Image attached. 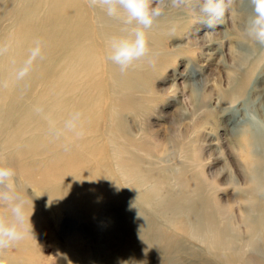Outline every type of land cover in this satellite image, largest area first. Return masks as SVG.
<instances>
[{"label": "rangeland", "instance_id": "1", "mask_svg": "<svg viewBox=\"0 0 264 264\" xmlns=\"http://www.w3.org/2000/svg\"><path fill=\"white\" fill-rule=\"evenodd\" d=\"M3 1L8 9L15 7V0ZM21 8L19 13L24 12ZM250 14L248 0H234L231 11L210 30L198 11L168 9L149 33L150 47L158 54L155 67L137 62L121 74L107 59L106 39H102V34H118L119 22L106 17L100 8L90 7L87 0H36L23 13L31 31L24 36L27 41L35 40L32 34L42 39L43 59L34 63L24 80L15 79L16 70L9 79L0 75L5 94L4 105L0 104V138L8 135L21 114L34 107L42 87L49 88V98L46 94L43 98L51 104L59 92L66 116L79 110L82 123H87L83 137L90 147L75 146L80 161L102 160L111 154L110 143H115L133 159L128 167L122 164V172H136L138 181L151 176L163 179L165 172L172 176L174 171H182L195 186V196L202 195L214 209L213 218L237 236L235 251L244 250L246 254H242L250 256L247 249L251 244L258 251L251 255L256 257L253 259L263 258L264 227L255 223L256 213L264 209V46L244 35ZM173 24L177 29L170 34ZM83 47L91 50L94 66L71 73L69 63H77ZM3 56L0 70L7 73ZM7 62L17 64L14 57ZM66 116L56 125L62 127ZM42 120L49 127L48 120ZM66 139L65 135L60 140ZM116 155L118 152L109 155L106 170L89 174L94 181L110 182L115 190L125 183L114 172ZM138 186L140 190L144 187L142 182ZM27 188L33 202L31 210L26 206V215L37 221L48 216L51 234H39L31 225L29 236L38 238L36 260L30 256L15 259L18 251L12 249L6 253L8 264H171L155 245L149 248L147 237L131 224L129 216L134 221L137 216L140 225L149 230L151 222L146 219L152 216L151 208L133 204L122 213L114 203L130 196L112 193L103 201L94 197L93 215L85 221L78 209L70 210L60 202L45 204L33 187ZM38 206L45 212L41 218ZM65 225L71 231L68 239H56L59 227ZM178 235L183 239L172 253V264H208V257L200 252L201 244Z\"/></svg>", "mask_w": 264, "mask_h": 264}, {"label": "bare ground", "instance_id": "2", "mask_svg": "<svg viewBox=\"0 0 264 264\" xmlns=\"http://www.w3.org/2000/svg\"><path fill=\"white\" fill-rule=\"evenodd\" d=\"M35 1L15 0V7L8 9L9 5L5 1L0 0V8L2 9H0V41L10 44L2 60L7 73L0 70V75L8 77V79L11 77L12 70H16L26 59L29 49L32 47L34 40L27 41L25 39L26 34L31 33V31L27 27L28 20L23 13L26 10V6ZM22 2L23 6H21ZM20 7L24 9V12L19 13ZM110 35L113 34L107 33L105 36L102 34V39L105 40ZM32 36L33 39H36L34 34ZM90 54L91 50L84 48L79 53L81 57L77 60V63L74 61L69 63L68 68L70 69L71 66V73L89 71L94 66V60H92ZM11 57L16 59L17 64L15 67L7 62L8 58ZM64 68L66 70V64ZM58 80L59 86H62V78L60 77ZM48 91L49 88L42 87L40 89L39 99L35 102L34 107L42 106L50 119L57 123L61 121L62 117L66 116V109L62 106L61 102L64 99L58 92L55 96L56 101L53 104L48 103L43 98L44 94H46V99L49 98ZM84 99L82 98V100ZM4 100L5 94L0 88L1 106L4 105ZM34 107L21 114L22 116L18 120L16 119L15 121L17 122L9 129L8 135L4 139L0 138V165L14 168L16 172L15 179L17 181L15 184L16 188L25 196L28 204L26 206H28L29 210H31L29 205L33 202V196L29 195L27 191V187L30 186L39 194L38 196L43 203H66V207L70 210L78 209L80 211L78 212L80 218L85 221L93 215L91 207L93 206L94 197L103 201L109 199L112 193L114 195L126 194L130 197H125L124 202L115 201L114 203L121 208L122 213H125V208L129 209L133 204L148 209L151 208L152 216L146 219L151 222L149 230L145 229L146 226L140 225L141 221L137 216L134 217L135 221L129 216L133 222L131 224H135V229L139 235L142 233L144 234L143 236L147 237V242L150 245L148 247L150 248L152 245H155L154 248H156L158 254L163 259L168 256L171 264L174 262L172 253L183 239L179 237L178 233L184 234L189 238H194L195 241L202 245L200 252L208 257V264H264V252H262L263 258L261 255L257 259H253L256 257L251 256L258 251L249 244L250 241H248L250 246L247 249L250 252V256H244L242 254L244 250L241 251L242 253L235 251L234 241H236L237 236L228 231L229 228L220 220L219 222L217 221L218 219L215 220L213 218L214 209L201 199L202 195L195 196L197 193L195 186L190 184L182 171H174L172 176L168 172H165L163 173V179L158 176H151L149 178L143 177L141 181H138L136 180L137 177L134 176L136 172L132 171L128 174L122 172V164L124 167H128L129 164H132L133 159L130 158V154L123 153L122 147L115 143H110L111 154L108 155H105L107 146H104L105 156L102 160L87 158L85 162H82L79 159L80 154L77 152L75 146L81 144L85 148L90 147L87 137L76 138L72 133H66V141L54 139L50 135L49 127L45 125L42 117L33 111ZM66 117H69V115ZM86 124L82 123L83 129L86 128ZM89 133L93 134V132L87 131V134ZM98 138L100 141L102 140L99 131ZM65 143L71 145V150L68 152L63 150V144ZM117 152L118 155H116L117 158L115 160L116 169L114 172L118 173L119 178L125 181V183L123 187L119 186L115 190L110 182L106 183L103 179L94 181L89 174L100 168L106 170L105 165L109 162V155L113 156ZM145 180H151L152 183L144 186L143 181ZM139 182H142L144 186L142 190L139 189ZM37 208H39V212L38 214L35 213L41 218L45 212L39 206ZM7 214V208L0 206V216ZM256 214H258V222L255 225L259 226L261 224L264 227V209H261ZM41 219L44 220L37 221L32 219L30 220V224L33 227L35 226L36 230H39V234H51L48 216H43ZM59 228L60 230L58 231L55 229L57 231L55 238L66 241L69 232H71L69 231L70 227L65 225ZM164 230L170 232L171 235ZM249 237L254 238V235L249 234ZM27 238L17 246L7 249L6 253H11L10 251L13 249L18 251V256L15 259L21 260L23 257L27 258L30 256L33 260H36L35 255L38 252H36V248L34 247L38 243V238L33 236ZM66 246L69 245L66 244ZM202 259H205V257Z\"/></svg>", "mask_w": 264, "mask_h": 264}, {"label": "clouds", "instance_id": "3", "mask_svg": "<svg viewBox=\"0 0 264 264\" xmlns=\"http://www.w3.org/2000/svg\"><path fill=\"white\" fill-rule=\"evenodd\" d=\"M251 14L244 25V35L258 45L264 46V0H248ZM92 8H100L104 15L121 25L118 34L106 38L107 59L118 66L121 74L132 69L137 62H144L155 67L158 54L153 52L149 43V33L156 21L165 15L166 10H183L191 8L198 11L204 18L206 28L214 30L222 22L226 13L230 12L234 0H87ZM177 25L169 27L170 34H175ZM9 43L0 41V55L5 54ZM43 42L33 41L27 58L15 71V79L20 81L33 69L38 59H43ZM33 111L48 120L50 135L60 140L66 133L76 138H83L85 131L82 126L83 113L73 111L58 127L51 120L42 106H35ZM68 152L71 145L63 144ZM16 172L10 166L0 165V206L8 210L7 215L0 216V264H8L6 250L17 246L31 235L30 216L26 215L27 200L15 185Z\"/></svg>", "mask_w": 264, "mask_h": 264}]
</instances>
